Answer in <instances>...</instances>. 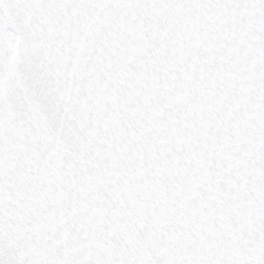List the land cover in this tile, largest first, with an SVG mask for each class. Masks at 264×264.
<instances>
[{"label": "snow or ice", "instance_id": "obj_1", "mask_svg": "<svg viewBox=\"0 0 264 264\" xmlns=\"http://www.w3.org/2000/svg\"><path fill=\"white\" fill-rule=\"evenodd\" d=\"M0 264H264V0H0Z\"/></svg>", "mask_w": 264, "mask_h": 264}]
</instances>
